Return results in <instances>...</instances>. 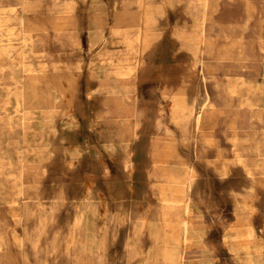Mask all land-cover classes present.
<instances>
[{"label":"rangeland","instance_id":"374dc122","mask_svg":"<svg viewBox=\"0 0 264 264\" xmlns=\"http://www.w3.org/2000/svg\"><path fill=\"white\" fill-rule=\"evenodd\" d=\"M0 45V264H264V0H0Z\"/></svg>","mask_w":264,"mask_h":264},{"label":"crops","instance_id":"0c3cea01","mask_svg":"<svg viewBox=\"0 0 264 264\" xmlns=\"http://www.w3.org/2000/svg\"><path fill=\"white\" fill-rule=\"evenodd\" d=\"M151 14L149 15V21L152 20V13H154L155 11V8H154V5L151 6ZM199 36H193L192 34H188L186 36L187 40H188V43L190 44V46L196 50L197 52L201 51V48H202V45L203 43L205 42V38L203 37V33L200 31L199 32ZM143 35V33H142ZM155 38V35L149 30V32L145 35V40L147 42V44L150 45V43L154 40ZM119 79L121 80V87L119 88V100L121 101L122 105H124L126 102H127V98H131V93L129 91V84L130 82H135L136 78H135V71L133 68H130L128 70L127 73L125 72H121V74L119 75ZM185 91L184 89H179L176 91L175 94H173V111H174V114L176 116H180L181 114L183 113H186V105H185ZM121 105V107H123ZM147 108H144L143 112L140 113V116L143 117V118H146V115H147ZM123 114H125L127 117H132V116H136V111L131 109V108H126L125 110H123ZM129 123H130V120H129ZM173 152V147L171 146V144H168V143H165L161 150H157L156 152V156L158 158H165L167 157L168 155H171ZM178 184L179 183H176L175 186L178 187ZM185 188V187H184ZM185 189L182 188V192L179 193V195L176 197V201H172L174 203L176 202H181L183 200H185ZM173 198V197H172ZM169 201H171V197L168 198ZM178 226L180 228V230L183 232V233H188V230L190 228V223L189 221H185V220H182L181 222L178 223Z\"/></svg>","mask_w":264,"mask_h":264},{"label":"bare ground","instance_id":"6f19581e","mask_svg":"<svg viewBox=\"0 0 264 264\" xmlns=\"http://www.w3.org/2000/svg\"><path fill=\"white\" fill-rule=\"evenodd\" d=\"M24 2V1H23ZM7 3V2H6ZM5 5V4H4ZM204 8V7H203ZM206 10V9H205ZM207 13L208 12H206L205 13V15H204V19L206 20L207 19ZM16 21V20H15ZM24 21V20H23ZM26 21H28V20H26ZM207 21V20H206ZM29 22V21H28ZM203 22V21H202ZM16 23V22H15ZM204 23V22H203ZM27 24V23H26ZM6 25V24H5ZM11 25V24H10ZM12 25H14V24H12ZM17 25V24H16ZM9 26V25H8ZM206 26V25H205ZM20 27V26H19ZM19 29V28H18ZM10 30V29H9ZM16 30V29H15ZM14 30V31H15ZM14 31H12V32H14ZM17 33V32H16ZM21 37V36H20ZM6 39V38H5ZM9 41H11V40H9ZM1 42H2V40H1ZM6 42V41H5ZM11 43V42H10ZM4 44V43H3ZM12 44V43H11ZM8 45V44H7ZM1 46V45H0ZM9 48V47H8ZM4 49V48H3ZM6 49V48H5ZM11 50V49H10ZM4 52V51H3ZM18 52V51H17ZM19 53V52H18ZM13 54H14V52H13ZM17 54V53H16ZM8 55H9V53H8ZM14 56H15V54H14ZM16 57V56H15ZM19 57H20V55H19ZM3 58V57H2ZM7 58H9V57H7ZM24 58V57H23ZM14 59V58H13ZM15 60V59H14ZM24 61V60H23ZM23 61H22V63H23ZM1 63V62H0ZM15 63V62H14ZM21 64V63H20ZM3 65H5V64H3ZM24 65V64H23ZM6 66V65H5ZM8 66V65H7ZM9 67V66H8ZM11 71V70H10ZM19 74V73H18ZM14 76V75H13ZM20 77V76H19ZM18 77V78H19ZM2 79H3V77H2ZM5 81V80H4ZM22 83H23V81H22ZM21 83V84H22ZM6 89V88H5ZM14 94V93H13ZM16 96V95H15ZM14 97V96H13ZM20 101V100H19ZM8 105V104H7ZM16 106V105H15ZM7 107V106H6ZM9 108V107H8ZM5 110V109H4ZM18 110V109H17ZM41 122V121H40ZM39 124V123H38ZM37 127V126H36ZM7 150V149H6ZM4 151V150H3ZM10 153V152H9ZM19 153V152H18ZM4 154V153H3ZM10 155V154H9ZM11 156V155H10ZM6 158V157H5ZM13 158V157H12ZM247 158V157H246ZM22 160V159H21ZM253 160V159H252ZM13 161H15V159L13 160ZM247 161H248V158H247ZM16 162V161H15ZM19 162H20V160H19ZM242 163V162H241ZM250 163V162H249ZM246 164V163H245ZM11 165V164H10ZM32 165V164H31ZM35 165V164H34ZM37 166V165H36ZM1 167V166H0ZM5 167V166H4ZM26 167V166H25ZM2 168V167H1ZM7 168H8V166H7ZM9 169V168H8ZM37 169V168H36ZM254 171V170H253ZM15 173V172H14ZM4 174H6V173H4ZM39 176V175H38ZM257 176V175H256ZM1 178V177H0ZM257 181V180H256ZM1 186V185H0ZM242 198V197H241Z\"/></svg>","mask_w":264,"mask_h":264}]
</instances>
